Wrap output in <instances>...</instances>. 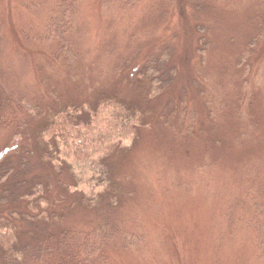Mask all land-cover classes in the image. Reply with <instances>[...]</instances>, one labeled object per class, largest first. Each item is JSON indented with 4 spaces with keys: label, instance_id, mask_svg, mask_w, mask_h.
<instances>
[{
    "label": "rangeland",
    "instance_id": "obj_1",
    "mask_svg": "<svg viewBox=\"0 0 264 264\" xmlns=\"http://www.w3.org/2000/svg\"><path fill=\"white\" fill-rule=\"evenodd\" d=\"M249 1L0 0V264H47L64 231L85 264H264V15L253 25Z\"/></svg>",
    "mask_w": 264,
    "mask_h": 264
},
{
    "label": "trees",
    "instance_id": "obj_2",
    "mask_svg": "<svg viewBox=\"0 0 264 264\" xmlns=\"http://www.w3.org/2000/svg\"><path fill=\"white\" fill-rule=\"evenodd\" d=\"M249 2L252 3L253 5L254 4H256L258 6H260V4L262 5V11H261L260 15L249 16V19L251 20L253 25H256L257 21L259 19H262L263 15H264V0H253V1H249ZM193 9L195 10V12L203 11L206 14H209L212 11V8L210 5L206 6L203 10H201V7L199 4L198 5L193 4ZM208 22H210V21H206V20L202 19V21H200V24H202V31L207 30V32L209 34L210 24ZM259 32H262V28L260 29ZM205 34L206 35H203V36H207V33H205ZM262 35L263 34L261 33V37H262ZM258 39L259 38L257 37V38H255L254 41H257ZM201 42L203 43V46H204L207 43V38H202ZM255 45L256 44H253V43L251 44L250 41L245 45L244 51L246 52V54L245 55L244 54L239 55L237 65L233 69H237V67H239L241 65L240 64L241 61L245 62V59L247 57L251 56L252 53H251L250 49L254 48ZM241 67H242V65H241ZM244 70H250V69L248 66L245 65ZM230 73L234 74L233 71H229V73L227 75H229ZM222 77H224V76L222 75L221 78ZM223 84L224 83L216 82L213 85L212 95L215 93V90H216L217 91L216 93H218L219 95H222L221 98L223 97V99L226 100V95L222 91ZM235 89H240V87H236ZM241 95L242 94L240 93V98L242 100ZM11 104H14V101L11 98L7 97L6 95L2 94L0 91V124H2V125H13V118H11V116L9 115L10 112L8 113V111H7ZM16 105H18V104H16ZM215 113L216 112L214 110L213 116H217V115H215ZM66 115L67 114H63L59 118V122L56 123L55 125H53L51 127V129H53V128L59 129V128L65 126L66 120H67ZM215 123H216V121H215ZM219 126L220 125L215 124V132L216 133H218V131H219ZM72 236H77L75 231L74 232L64 231L60 234L53 235L49 238L50 241H52L55 244V246L52 248L51 247L48 248L49 260H48L47 264H85L84 260H85V255H86V251H85L86 249H84L82 247V245L79 243H76V244L73 243ZM99 237L100 236L97 234H94V232L88 233L86 235V241H88L87 244L89 245V247L87 246L86 243H85V246L89 249V252L92 255L99 256L101 258L103 255V242ZM4 244H7L6 241H0V245L4 246Z\"/></svg>",
    "mask_w": 264,
    "mask_h": 264
}]
</instances>
